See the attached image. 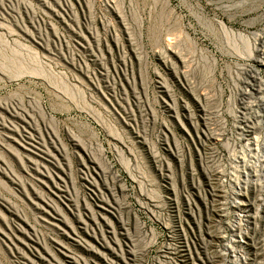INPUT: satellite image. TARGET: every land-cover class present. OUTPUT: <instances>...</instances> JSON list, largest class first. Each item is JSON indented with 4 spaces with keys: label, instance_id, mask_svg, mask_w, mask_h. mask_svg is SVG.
<instances>
[{
    "label": "rangeland",
    "instance_id": "1",
    "mask_svg": "<svg viewBox=\"0 0 264 264\" xmlns=\"http://www.w3.org/2000/svg\"><path fill=\"white\" fill-rule=\"evenodd\" d=\"M248 127L264 0H0V264H264Z\"/></svg>",
    "mask_w": 264,
    "mask_h": 264
},
{
    "label": "bare ground",
    "instance_id": "2",
    "mask_svg": "<svg viewBox=\"0 0 264 264\" xmlns=\"http://www.w3.org/2000/svg\"><path fill=\"white\" fill-rule=\"evenodd\" d=\"M249 51H250V49H249ZM7 133H8L7 137L14 140L18 144V146L21 147V149H22L21 153L23 155L22 157H23V159L25 158L24 160H26L28 162V170L31 171V173H29V171H27L28 174H30V176L34 177V179H36L37 181H42L43 178L52 176V173L55 172L54 171L55 165L53 167V164H51V163H53V159L51 158V156H49V153H47V151H46L47 149L42 144V140L40 139L39 136H37L36 134L32 133V131L27 130V129H25L20 134V137H15L12 134H10L9 132H7ZM58 185H59L60 189L63 191V184L61 182H59ZM243 205H244V203L241 202L240 205L238 206V208L243 209L242 208ZM49 219H50V221L54 222V220H52V219H54L53 217L49 218ZM42 220L47 221L46 218H42ZM233 248L234 247L232 246V250H233ZM64 264H65V262H64Z\"/></svg>",
    "mask_w": 264,
    "mask_h": 264
},
{
    "label": "built area",
    "instance_id": "3",
    "mask_svg": "<svg viewBox=\"0 0 264 264\" xmlns=\"http://www.w3.org/2000/svg\"><path fill=\"white\" fill-rule=\"evenodd\" d=\"M261 122H259L260 124ZM249 130L245 132L244 135L245 147L249 150L251 158L253 159L251 163L253 167L264 168V128L262 127H248ZM248 177H251L250 175Z\"/></svg>",
    "mask_w": 264,
    "mask_h": 264
}]
</instances>
